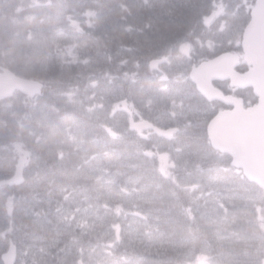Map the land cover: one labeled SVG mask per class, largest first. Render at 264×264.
<instances>
[{
	"label": "snow or ice",
	"instance_id": "obj_1",
	"mask_svg": "<svg viewBox=\"0 0 264 264\" xmlns=\"http://www.w3.org/2000/svg\"><path fill=\"white\" fill-rule=\"evenodd\" d=\"M15 12L0 264H264V0Z\"/></svg>",
	"mask_w": 264,
	"mask_h": 264
},
{
	"label": "rangeland",
	"instance_id": "obj_2",
	"mask_svg": "<svg viewBox=\"0 0 264 264\" xmlns=\"http://www.w3.org/2000/svg\"><path fill=\"white\" fill-rule=\"evenodd\" d=\"M9 2H10V4H11V10L13 9V8H15L16 7V5H17V3L19 2V0H17V2H15V4H12V1L13 0H8Z\"/></svg>",
	"mask_w": 264,
	"mask_h": 264
},
{
	"label": "trees",
	"instance_id": "obj_3",
	"mask_svg": "<svg viewBox=\"0 0 264 264\" xmlns=\"http://www.w3.org/2000/svg\"><path fill=\"white\" fill-rule=\"evenodd\" d=\"M137 219H139V218H137Z\"/></svg>",
	"mask_w": 264,
	"mask_h": 264
}]
</instances>
